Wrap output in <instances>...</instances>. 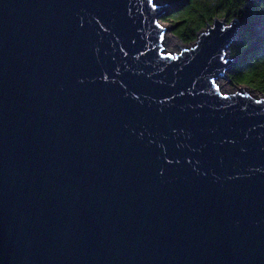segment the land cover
Returning a JSON list of instances; mask_svg holds the SVG:
<instances>
[{
	"label": "water",
	"instance_id": "obj_1",
	"mask_svg": "<svg viewBox=\"0 0 264 264\" xmlns=\"http://www.w3.org/2000/svg\"><path fill=\"white\" fill-rule=\"evenodd\" d=\"M155 0H0V264H264V94L224 93L239 22L165 52Z\"/></svg>",
	"mask_w": 264,
	"mask_h": 264
},
{
	"label": "trees",
	"instance_id": "obj_2",
	"mask_svg": "<svg viewBox=\"0 0 264 264\" xmlns=\"http://www.w3.org/2000/svg\"><path fill=\"white\" fill-rule=\"evenodd\" d=\"M175 3L163 19L184 43L196 41L201 30L216 17L239 22L237 40L229 48L234 63L228 78L235 86L246 85L264 94V0H164Z\"/></svg>",
	"mask_w": 264,
	"mask_h": 264
},
{
	"label": "rangeland",
	"instance_id": "obj_3",
	"mask_svg": "<svg viewBox=\"0 0 264 264\" xmlns=\"http://www.w3.org/2000/svg\"><path fill=\"white\" fill-rule=\"evenodd\" d=\"M155 2H156V4H159V5H163L166 3V2H164V0H155ZM160 24H163L165 29H166V32H165V35L163 38V43H164V46L166 49L165 52L167 51V52H170L172 54H176V53L181 52L186 47H190V46L194 45V42L193 43H184L178 37H176L175 34L173 33V29H172L173 25L170 22H168L162 18ZM217 84L219 85L222 92H224V93L234 92L236 90H239L240 88H245L250 93H253L255 95L261 94L260 92L255 91L246 85L235 86L230 82L229 78H220L217 81Z\"/></svg>",
	"mask_w": 264,
	"mask_h": 264
},
{
	"label": "bare ground",
	"instance_id": "obj_4",
	"mask_svg": "<svg viewBox=\"0 0 264 264\" xmlns=\"http://www.w3.org/2000/svg\"><path fill=\"white\" fill-rule=\"evenodd\" d=\"M161 25H163V24H161ZM164 26V25H163ZM165 28V27H164ZM165 31H166V29H165ZM163 45H164V43H163ZM164 48H165V46H164ZM166 50V49H165ZM167 52V51H166ZM248 91V90H247Z\"/></svg>",
	"mask_w": 264,
	"mask_h": 264
}]
</instances>
